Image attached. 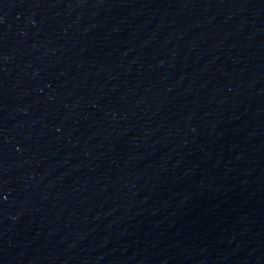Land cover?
Masks as SVG:
<instances>
[{"label":"water","instance_id":"1","mask_svg":"<svg viewBox=\"0 0 264 264\" xmlns=\"http://www.w3.org/2000/svg\"><path fill=\"white\" fill-rule=\"evenodd\" d=\"M0 195L111 264H264V0H0Z\"/></svg>","mask_w":264,"mask_h":264}]
</instances>
